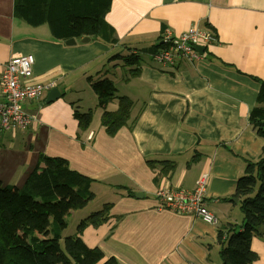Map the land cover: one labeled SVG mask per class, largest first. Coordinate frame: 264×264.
<instances>
[{
  "label": "crops",
  "instance_id": "crops-1",
  "mask_svg": "<svg viewBox=\"0 0 264 264\" xmlns=\"http://www.w3.org/2000/svg\"><path fill=\"white\" fill-rule=\"evenodd\" d=\"M106 22L115 43L68 46L48 25L32 27L17 17L14 0H0V77L11 58L32 54L33 80L54 84L23 103L35 124L1 132L0 169L16 181L0 170V182L22 187L41 154L66 159L110 197L108 222L81 235L87 246L119 264H221L218 231L243 220L233 195L244 159L257 158L264 146L249 121L264 81V0H113ZM191 28L215 37L202 47V60L174 66L155 60L165 30L179 36ZM129 55L138 58L136 65L121 59ZM103 79L133 101L128 126L114 136L102 126L91 87ZM53 89L61 96L47 103ZM83 95L97 107L84 108ZM118 107L113 100L107 110ZM75 110L93 111L88 129L80 130ZM15 140L23 152L11 150ZM166 162L173 165L168 173ZM203 175L217 225L158 209L156 190H192ZM252 249L253 264H264V235L253 238Z\"/></svg>",
  "mask_w": 264,
  "mask_h": 264
},
{
  "label": "trees",
  "instance_id": "trees-1",
  "mask_svg": "<svg viewBox=\"0 0 264 264\" xmlns=\"http://www.w3.org/2000/svg\"><path fill=\"white\" fill-rule=\"evenodd\" d=\"M112 2L14 0V13L32 27L48 25L57 40L79 41L89 37L115 43L114 31L106 22ZM121 59L130 66L138 63L134 55ZM259 84L257 105L252 109L249 121L256 135L264 141V81ZM91 87L103 110L102 126L114 136L128 126L133 101L116 95V88L108 79L94 82ZM113 100H118L119 107L110 112L107 106ZM74 117L80 130H86L92 122L93 111L75 110ZM244 160V172L233 195L239 200L243 220L241 224L228 223L220 227L217 244L221 264L256 262L258 255L252 249V240L264 235V146L257 158ZM164 166L166 173L173 169L167 162ZM93 182L72 170L66 159L45 154L39 156L22 187L0 182V264H119L114 257H106L100 248L87 246L81 238L86 228L108 222L110 204L83 219L74 235L63 236L66 218L87 207L95 198Z\"/></svg>",
  "mask_w": 264,
  "mask_h": 264
},
{
  "label": "built area",
  "instance_id": "built-area-1",
  "mask_svg": "<svg viewBox=\"0 0 264 264\" xmlns=\"http://www.w3.org/2000/svg\"><path fill=\"white\" fill-rule=\"evenodd\" d=\"M162 47L154 54L155 60L166 66H174L178 60L189 62L202 60L198 47H206L215 37L191 28L179 36L165 30L161 37ZM35 57L32 54L11 58L0 77L3 99L0 100V129L2 131L25 130L37 122L36 116L28 113L23 103L42 97L53 82L44 84L33 80ZM208 176L198 179L192 190L164 186L156 190L158 209L180 215H191L210 225H217L216 215L209 209Z\"/></svg>",
  "mask_w": 264,
  "mask_h": 264
},
{
  "label": "rangeland",
  "instance_id": "rangeland-1",
  "mask_svg": "<svg viewBox=\"0 0 264 264\" xmlns=\"http://www.w3.org/2000/svg\"><path fill=\"white\" fill-rule=\"evenodd\" d=\"M122 50H123V52H126V53L129 52V50H126L124 48ZM119 51H120V48L115 49V54ZM110 67H112V66L110 65ZM110 67L107 66L106 68L110 69ZM95 80H97V79H95ZM82 99L83 100H82L81 104L84 108L95 109L97 107V104L93 105V103L90 100V97L88 95H83ZM79 108L81 110V107H79ZM5 138H4V141H6ZM7 143H9V142H7ZM4 144H6V143L4 142ZM0 149L3 150L5 148L3 147V145H1ZM11 150L23 152V150H24L23 142L20 143L19 140H15L14 146ZM0 170H2L1 173L8 174V170H5V169H0ZM17 175H18V173H17ZM7 176H8V178H10V180H14V182L16 181V177H11V175H9V174ZM9 183L13 185V183H11V182H9ZM92 192L95 194V198L89 202L88 206L85 207L84 209L76 212V214L69 215L66 218L67 228H66V230H64V234H63L64 237L74 235L76 230H77V226L79 225V223L83 219H85L86 217H88L92 213L99 212L100 210H102L103 206L109 202L110 197L107 196L109 193L102 186H93ZM68 224H69V226H68Z\"/></svg>",
  "mask_w": 264,
  "mask_h": 264
},
{
  "label": "water",
  "instance_id": "water-1",
  "mask_svg": "<svg viewBox=\"0 0 264 264\" xmlns=\"http://www.w3.org/2000/svg\"><path fill=\"white\" fill-rule=\"evenodd\" d=\"M90 41H91V38L85 37V38H83V39L80 40V43L86 44V43H89ZM65 42H66V45H68V46H74V45L77 44V40H75V39H69V40H67ZM197 49L201 53L204 52V48H202V47H198ZM60 96H61V94L58 91V89H53L50 92V94H49V96L47 98V103L53 102L54 100L58 99ZM235 201L238 202L237 199H235Z\"/></svg>",
  "mask_w": 264,
  "mask_h": 264
}]
</instances>
